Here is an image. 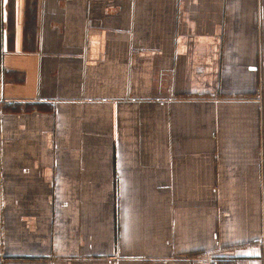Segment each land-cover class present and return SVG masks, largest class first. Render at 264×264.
I'll list each match as a JSON object with an SVG mask.
<instances>
[{
	"label": "crops",
	"instance_id": "1",
	"mask_svg": "<svg viewBox=\"0 0 264 264\" xmlns=\"http://www.w3.org/2000/svg\"><path fill=\"white\" fill-rule=\"evenodd\" d=\"M0 264H264V0H0Z\"/></svg>",
	"mask_w": 264,
	"mask_h": 264
}]
</instances>
